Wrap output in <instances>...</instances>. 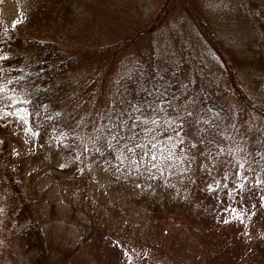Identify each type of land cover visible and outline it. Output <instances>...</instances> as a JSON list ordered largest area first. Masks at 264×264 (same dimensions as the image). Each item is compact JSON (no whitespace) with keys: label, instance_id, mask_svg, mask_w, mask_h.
Listing matches in <instances>:
<instances>
[{"label":"trees","instance_id":"trees-1","mask_svg":"<svg viewBox=\"0 0 264 264\" xmlns=\"http://www.w3.org/2000/svg\"><path fill=\"white\" fill-rule=\"evenodd\" d=\"M128 5L29 0L15 25L0 18V57H7L0 59V185L24 226L19 241L29 264H75L111 218L125 230L169 223L190 203L195 178L212 175L213 166L222 169L213 180L233 183L220 189L223 203L242 206L247 199L237 193L253 189L246 178L264 175V0H160L109 33L123 34L103 43L86 35L67 48L86 7L115 19ZM180 19L197 32L192 50L172 38L166 52L159 37ZM18 138L29 141L22 159L13 150ZM39 162L51 186L67 190L64 203L39 197L25 181L22 165L30 172ZM240 164L243 171L234 168ZM247 250L264 264L263 242Z\"/></svg>","mask_w":264,"mask_h":264},{"label":"rangeland","instance_id":"rangeland-1","mask_svg":"<svg viewBox=\"0 0 264 264\" xmlns=\"http://www.w3.org/2000/svg\"><path fill=\"white\" fill-rule=\"evenodd\" d=\"M1 1L4 5L0 18L4 25L12 26L13 21L17 22L24 18L29 0ZM159 2L160 0H115V3L121 6L129 4L126 6L128 13L121 12L115 19L101 13L97 16L93 15L94 9L86 7L78 23L72 28V36L65 38L67 48L75 49L76 44L83 45L80 38L86 35L96 37L93 38L94 41L103 43L111 37L115 38L123 34L109 33L111 30L129 28L132 20L137 21L149 15ZM209 6L213 12L216 7L222 9L221 3H210ZM220 29L223 30L224 27ZM195 35L197 36V32L190 23L180 19L171 23L159 39L162 49L166 52L169 50L168 44H174L172 38H177L178 46L184 51V49L192 50L195 41L192 37ZM218 60L216 58V61ZM234 68L242 70L244 65L235 63ZM213 73L216 79H220L218 70ZM25 118V113L17 114V125L20 128L22 127L20 120ZM18 144L20 146H14L13 150L18 151L19 159H22L21 154L29 148V141L18 138ZM244 154L242 152L240 155V161L246 166ZM45 163L43 165L39 162L30 172L26 170L28 166L22 165L23 177L32 187L36 185L39 197L44 194L48 200L59 199L62 204L65 202L63 196L67 190L51 186L42 171L43 168L45 170ZM243 165L234 168L243 171ZM251 165H254V162ZM213 168L212 175L202 180H198L200 177L195 178L194 190L190 192V203L186 204L187 207L183 205L184 208L176 210L173 214L175 218L170 219L169 223L155 227L145 224L143 227L125 230L119 227L116 219L111 218L104 222L103 229L96 232L89 244L81 248V255L75 264H258L252 260L251 251L247 250V246L249 242L264 243V204H261L262 191L259 189L260 186L264 187V175L257 179L245 177L253 187L250 193L254 198L251 203L246 200L241 206L227 201L223 203L226 198L220 189L232 187L233 183L229 178L225 181L213 180L215 175L222 172L221 167L213 166ZM233 175L234 170L231 178H234ZM222 178L220 176V179ZM257 180L261 181V184L257 185ZM209 185L215 189L214 192L208 190ZM61 191L65 194L61 195ZM7 197L8 194L0 185V264H29L31 255L23 251L19 241L24 226L17 225L13 220L11 211L5 205ZM229 205L240 215L225 212L224 209ZM97 218L103 222L100 211ZM58 234L61 235L60 232ZM228 243L235 247L233 251H225L224 244Z\"/></svg>","mask_w":264,"mask_h":264},{"label":"snow or ice","instance_id":"snow-or-ice-1","mask_svg":"<svg viewBox=\"0 0 264 264\" xmlns=\"http://www.w3.org/2000/svg\"><path fill=\"white\" fill-rule=\"evenodd\" d=\"M17 22L16 21H13V24L15 25ZM0 59H4V60H7V57H0ZM6 115V113H0V119H3L4 118V116ZM188 115H191V113H188ZM151 123H153V124H155L156 123V121L155 120H153V121H151ZM179 143H183V141L181 140V141H178ZM204 141H201V143H203ZM209 143H211V141H209ZM134 147H141V145H134ZM192 147H195V145H193ZM97 151H99V149H97ZM129 151H132V149H129ZM63 166V165H62ZM242 166V165H241ZM151 179H155V177L153 176V177H151ZM256 184L257 185H259V184H261V181H259V180H257L256 181ZM137 186H139V185H137ZM208 190L209 191H212V192H214L215 191V189L212 187V185H209L208 186ZM236 192V189L234 188L233 190H232V192H230L229 193V195L231 196V195H233V193H235ZM238 195H240V200H241V202H243L245 199H247V200H251L253 197H252V195H251V193H249L247 196H245L244 194H242V193H237ZM260 200L261 201H264V195H260ZM224 211L225 212H230V213H236V209L235 208H233L231 205H229L227 208H225L224 209ZM236 215L237 216H239L240 214L239 213H236ZM225 223H227L228 221H224ZM125 255H127V253H125Z\"/></svg>","mask_w":264,"mask_h":264}]
</instances>
